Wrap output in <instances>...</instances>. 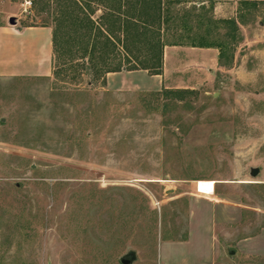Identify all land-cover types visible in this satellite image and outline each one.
Wrapping results in <instances>:
<instances>
[{
	"label": "rangeland",
	"instance_id": "obj_1",
	"mask_svg": "<svg viewBox=\"0 0 264 264\" xmlns=\"http://www.w3.org/2000/svg\"><path fill=\"white\" fill-rule=\"evenodd\" d=\"M253 1L232 64L182 100L155 94L146 70L103 79L84 60L0 76V264H122L129 251L132 264H206L204 216L189 242L161 244L188 237L191 197L215 187L241 206L217 230L215 264H264V0ZM23 3L0 0V20L52 18Z\"/></svg>",
	"mask_w": 264,
	"mask_h": 264
},
{
	"label": "trees",
	"instance_id": "obj_2",
	"mask_svg": "<svg viewBox=\"0 0 264 264\" xmlns=\"http://www.w3.org/2000/svg\"><path fill=\"white\" fill-rule=\"evenodd\" d=\"M39 2L41 11L53 8L52 18L42 25L53 26L54 63L60 61L63 66L84 60L103 79L121 70L161 75L165 45H180L167 41V36H184L182 31L194 34L189 46L215 47L220 65L230 66L231 40H236L239 23H243L241 14L238 19H214L212 3L209 9L201 6L199 10L194 0H32L35 6ZM188 2L193 3L182 14L175 9ZM240 5L251 7L255 2L242 0ZM220 29L225 30L223 35ZM59 69L55 67V75ZM192 93L189 88H163L155 94L182 100Z\"/></svg>",
	"mask_w": 264,
	"mask_h": 264
},
{
	"label": "crops",
	"instance_id": "obj_3",
	"mask_svg": "<svg viewBox=\"0 0 264 264\" xmlns=\"http://www.w3.org/2000/svg\"><path fill=\"white\" fill-rule=\"evenodd\" d=\"M241 1L232 0L230 3L216 0H194L199 10L201 6H204V9H209L212 3L213 8L210 16L214 19H238V15L242 13L240 10L242 8ZM191 3L193 2H188L187 7H190ZM11 17H16L15 25L9 23ZM239 26L240 31L244 34L245 23H239ZM182 33L184 36L194 35L183 31ZM52 38V25H24L17 19V14H10L0 20V76H50L53 72L54 62ZM218 55L219 50L215 47L165 45L163 73L153 76L159 81L157 89L193 87L194 80H197V83H203V81L211 79L214 72L220 70ZM121 73L111 72L109 74L120 75ZM240 212V203L236 202V199L228 193L216 192V187L210 194L198 192L190 199L188 241H166L161 246L168 243L189 242L193 236L194 221L201 215L204 216V221L203 223L199 221L197 226H204L205 244L199 245L195 249L196 251L206 250V254L195 252L199 261L205 257L206 264H215L217 230L235 223L241 216Z\"/></svg>",
	"mask_w": 264,
	"mask_h": 264
},
{
	"label": "water",
	"instance_id": "obj_4",
	"mask_svg": "<svg viewBox=\"0 0 264 264\" xmlns=\"http://www.w3.org/2000/svg\"><path fill=\"white\" fill-rule=\"evenodd\" d=\"M9 23L15 25L17 23L16 17H11L9 19ZM258 172H259L258 168H252V170H251V174L253 176H256L258 174ZM233 253H234V251L231 250L230 254H233ZM136 258H137L136 252L129 251L128 253H126L125 255H123L121 257L120 262L122 264H132L136 260ZM48 264H51V262H49Z\"/></svg>",
	"mask_w": 264,
	"mask_h": 264
},
{
	"label": "built area",
	"instance_id": "obj_5",
	"mask_svg": "<svg viewBox=\"0 0 264 264\" xmlns=\"http://www.w3.org/2000/svg\"><path fill=\"white\" fill-rule=\"evenodd\" d=\"M24 12L29 13L28 8H31L32 1L31 0H24Z\"/></svg>",
	"mask_w": 264,
	"mask_h": 264
}]
</instances>
